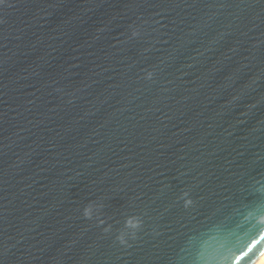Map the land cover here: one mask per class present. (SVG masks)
I'll return each mask as SVG.
<instances>
[{"label":"water","instance_id":"1","mask_svg":"<svg viewBox=\"0 0 264 264\" xmlns=\"http://www.w3.org/2000/svg\"><path fill=\"white\" fill-rule=\"evenodd\" d=\"M264 0H0V264H253Z\"/></svg>","mask_w":264,"mask_h":264},{"label":"bare ground","instance_id":"2","mask_svg":"<svg viewBox=\"0 0 264 264\" xmlns=\"http://www.w3.org/2000/svg\"><path fill=\"white\" fill-rule=\"evenodd\" d=\"M253 264H264V252L255 260Z\"/></svg>","mask_w":264,"mask_h":264}]
</instances>
